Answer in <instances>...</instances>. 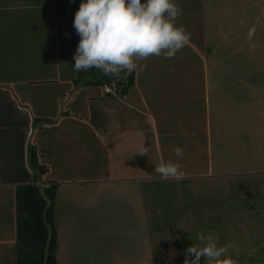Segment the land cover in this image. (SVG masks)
Instances as JSON below:
<instances>
[{
	"label": "crops",
	"instance_id": "crops-1",
	"mask_svg": "<svg viewBox=\"0 0 264 264\" xmlns=\"http://www.w3.org/2000/svg\"><path fill=\"white\" fill-rule=\"evenodd\" d=\"M176 2L189 43L174 58L142 61L148 68L134 70L124 91L104 94L102 85L81 83L102 71L73 70L82 0H0V264H16L15 189L33 183L30 146L47 167L43 184L56 183L54 205L60 190L87 184L139 201L146 179H164L155 171L162 161L179 162L182 178L209 175L211 111L222 116V105L240 94L258 103L257 71L236 65L239 29L255 28L256 0ZM221 63L233 65L227 71ZM89 72L96 74L79 77ZM226 77L230 92L221 84ZM211 85L220 90L213 108Z\"/></svg>",
	"mask_w": 264,
	"mask_h": 264
},
{
	"label": "rangeland",
	"instance_id": "rangeland-1",
	"mask_svg": "<svg viewBox=\"0 0 264 264\" xmlns=\"http://www.w3.org/2000/svg\"><path fill=\"white\" fill-rule=\"evenodd\" d=\"M256 14L254 29H239L236 65L257 71L258 103L240 94L222 105V116L211 111L209 175L146 179L139 201L105 185L60 190L53 210L56 264H183L185 250L200 245L198 232L218 238L235 264H264V0H256ZM227 65L233 64H220L228 71ZM222 79L233 90L231 79ZM102 87L104 94L121 89L117 80ZM211 88L213 108L220 90Z\"/></svg>",
	"mask_w": 264,
	"mask_h": 264
},
{
	"label": "clouds",
	"instance_id": "clouds-1",
	"mask_svg": "<svg viewBox=\"0 0 264 264\" xmlns=\"http://www.w3.org/2000/svg\"><path fill=\"white\" fill-rule=\"evenodd\" d=\"M183 14L176 0H82L75 13L74 28L80 41L74 55L73 70L98 69L106 76L126 79L134 70L148 68L141 63L149 57L174 58L190 40V33L176 23ZM177 157L184 150L174 149ZM141 154L145 152H140ZM160 177L181 179V164L162 161L155 167ZM200 245L188 247L183 264H235L228 248L211 233H197Z\"/></svg>",
	"mask_w": 264,
	"mask_h": 264
},
{
	"label": "trees",
	"instance_id": "trees-1",
	"mask_svg": "<svg viewBox=\"0 0 264 264\" xmlns=\"http://www.w3.org/2000/svg\"><path fill=\"white\" fill-rule=\"evenodd\" d=\"M95 74L96 72L80 73L79 77ZM113 80L104 76L95 80L81 81V83L111 85ZM115 80L124 91V87L133 83V73L127 76L126 83L122 80ZM79 81L76 80L74 83ZM28 160L33 170V183L19 185L15 189L16 264H56V229L53 222L56 183L42 189L36 185L41 182V176L47 172V167L38 162L33 146L29 147Z\"/></svg>",
	"mask_w": 264,
	"mask_h": 264
},
{
	"label": "built area",
	"instance_id": "built-area-1",
	"mask_svg": "<svg viewBox=\"0 0 264 264\" xmlns=\"http://www.w3.org/2000/svg\"><path fill=\"white\" fill-rule=\"evenodd\" d=\"M105 88H106V87H105ZM106 89H108V88H106ZM108 91L111 92V89L109 88Z\"/></svg>",
	"mask_w": 264,
	"mask_h": 264
}]
</instances>
